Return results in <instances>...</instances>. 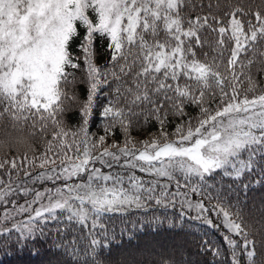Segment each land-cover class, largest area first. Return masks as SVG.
<instances>
[{
  "label": "snow or ice",
  "instance_id": "1",
  "mask_svg": "<svg viewBox=\"0 0 264 264\" xmlns=\"http://www.w3.org/2000/svg\"><path fill=\"white\" fill-rule=\"evenodd\" d=\"M189 4L0 0V118L27 126L43 148L0 156V249L39 257L47 245L48 264H80L81 253L94 257L84 264H102L99 237H108L114 215L178 207L176 218L151 219L211 230L197 253L215 264H256L239 205L264 191V84L252 72L264 57V13L235 7L217 16L209 5L186 19ZM205 30L218 38L210 42ZM97 37L108 42L103 67L94 62ZM206 44L214 54L200 59ZM78 82L87 85L83 102ZM73 106L79 121L70 125ZM152 121L150 138L131 135ZM117 129L122 141L109 144Z\"/></svg>",
  "mask_w": 264,
  "mask_h": 264
},
{
  "label": "trees",
  "instance_id": "2",
  "mask_svg": "<svg viewBox=\"0 0 264 264\" xmlns=\"http://www.w3.org/2000/svg\"><path fill=\"white\" fill-rule=\"evenodd\" d=\"M209 5L212 6L210 9L211 14L217 16H223L226 11H231L235 7H242L246 11L249 9L252 11L259 10L264 13V0H191V4L184 9L185 18L188 19L197 14L208 13ZM80 31L82 33L83 29L81 28ZM202 37H207L210 42H213L218 38V33L209 34L205 30L202 32ZM79 42V39L72 42L73 51L76 50ZM107 43L106 39L99 37L94 42V62L101 67L110 58ZM205 52L209 53V58L214 54L209 45L206 44L203 48L197 49L198 58L204 59L203 53ZM260 61H264V57L257 61L256 66L252 68V72L259 82L264 84V72H257ZM76 76L78 81L85 78L82 61L81 69L76 70ZM74 90L80 101L83 102L87 96L86 83L78 82ZM99 102L102 103V100ZM188 111L192 116L198 114V110L194 108H189ZM65 119L70 125L77 124L79 121L78 108L73 106L71 110L67 111ZM175 123H179V120L177 119L174 123L168 125L167 131L169 133L174 131ZM90 131L93 133L100 132L98 116L92 120ZM155 132H158V125L155 121H152L142 129H133L131 135L137 141H142L150 138V133ZM28 133L27 126L16 124L7 115L0 118V143L3 144V148L0 149V156L5 154L9 158L17 154L23 156L26 152L31 155L30 146L40 148L42 151L39 137L29 136ZM21 138L25 141L24 143H15ZM113 139L122 141L123 137L119 129L116 130L114 137H109L108 143L111 144ZM170 139H178V137H170ZM47 185L51 184L48 183ZM38 186L40 185H36V187ZM233 203H235V200ZM239 210L242 212L244 223L249 231V238L255 241L254 248L250 246L249 250L255 252L256 264H264V191L259 190L257 187V189L250 191L246 198L242 197ZM177 214L176 209L154 208L148 213L133 211L124 216L114 215L112 221L109 222L110 232L108 237H99L101 247L97 248V254L100 256L102 264H194L197 261L199 264H215L210 255L205 256L197 253L198 241L207 238L205 232L212 236L211 230L191 220L181 230L170 228L167 222L160 223L151 219L154 215L176 218ZM90 239L88 237L87 240H82L81 243L86 244ZM54 258V255L48 251L47 245H44L39 257L28 251V249L23 252H16L11 247L0 249V264H48V261ZM78 259L80 264H84V261L94 259V257L85 256L81 253ZM244 264H247L246 257Z\"/></svg>",
  "mask_w": 264,
  "mask_h": 264
},
{
  "label": "rangeland",
  "instance_id": "3",
  "mask_svg": "<svg viewBox=\"0 0 264 264\" xmlns=\"http://www.w3.org/2000/svg\"><path fill=\"white\" fill-rule=\"evenodd\" d=\"M137 174H138V175H142L141 173H137ZM44 186L51 187L52 185H47V184H46V185H44ZM38 187H42V186L40 185V186H38ZM176 210L179 212V208H178V207L176 208ZM191 215H195V213L192 212Z\"/></svg>",
  "mask_w": 264,
  "mask_h": 264
}]
</instances>
